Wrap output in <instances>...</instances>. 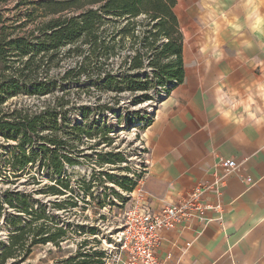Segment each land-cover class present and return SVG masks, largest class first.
<instances>
[{"label": "crops", "instance_id": "0c3cea01", "mask_svg": "<svg viewBox=\"0 0 264 264\" xmlns=\"http://www.w3.org/2000/svg\"><path fill=\"white\" fill-rule=\"evenodd\" d=\"M174 12L184 78L144 130L149 167L134 195L156 209L211 183L220 161L234 160L221 195H205L222 212L209 213L207 225L163 231L158 257L264 264V0H176Z\"/></svg>", "mask_w": 264, "mask_h": 264}, {"label": "trees", "instance_id": "16d2710c", "mask_svg": "<svg viewBox=\"0 0 264 264\" xmlns=\"http://www.w3.org/2000/svg\"><path fill=\"white\" fill-rule=\"evenodd\" d=\"M7 1L0 0V6ZM21 5L32 8H26L22 13L24 21L5 18L0 9V133L14 142L6 160H2L0 154V178L6 175L18 178L28 169L36 168L39 155L44 156L42 165L47 167L48 178H60L65 175V164L79 163L78 158L70 157L67 152L60 156L56 153L57 149L64 150L68 141L53 133L57 115L55 109L50 108L51 104L32 111L9 102L24 93L34 96L49 94L52 83L41 78L48 76V65L57 58L62 47L80 42L70 53L82 56L87 50V55L62 78L105 71L103 89L114 95L140 93L135 101L151 100L152 96L147 93L151 87L163 88L167 94L183 81L182 36L174 12L176 0H24ZM37 18L49 19L27 31V25ZM121 22L124 25L118 26ZM121 49H128L132 54H129L130 71H141L147 59L148 65L154 69L153 78L128 74L121 77L106 70L108 68L104 70L103 66H107ZM62 101L63 97L53 106L62 109L65 104ZM81 117L85 119L86 114L82 112ZM70 128L75 135L76 148L87 132L82 123ZM45 130L49 134L42 135ZM40 142L38 151L32 150L31 146ZM105 163L113 165L114 161L106 160ZM103 175L107 180H114L108 174ZM119 183L122 185V181ZM60 184L63 187L60 191L53 184L44 186L41 193L64 196L69 185L63 181ZM86 189L84 192L91 198L89 186ZM127 189L131 192L133 188ZM4 194L3 198L0 197V217L11 230L7 240L0 244V264H21L38 246L51 244L59 248L62 242L70 239V231L81 234L86 230L96 235L93 226L76 225L70 229L68 223H57L46 209L48 203L59 207L57 203L33 206L20 191H5ZM79 198V194L72 193L64 205L76 209ZM6 209L13 214L5 212ZM84 243L62 263L103 264L104 251L81 250ZM92 258L95 259L90 260Z\"/></svg>", "mask_w": 264, "mask_h": 264}, {"label": "rangeland", "instance_id": "374dc122", "mask_svg": "<svg viewBox=\"0 0 264 264\" xmlns=\"http://www.w3.org/2000/svg\"><path fill=\"white\" fill-rule=\"evenodd\" d=\"M22 1L24 0H8L0 6L2 15L14 22L24 21L22 13L26 8L30 10L32 8L21 5ZM47 19L49 18H37L27 25L26 30H33ZM123 25L124 22L118 24ZM79 45L80 42L62 47L57 58L48 65V76L41 79L52 83L49 94L34 96L24 93L9 101L32 111L40 110L45 104H51L50 108L55 109L57 115L53 133L57 138L68 141L65 149H57L56 153L60 156L67 152L70 157L78 158L79 163L73 166L65 164V175L60 178H48L47 167L42 165L44 156L39 155L36 168L28 169L18 178L9 175L0 178V197L5 196V191L16 190L25 195V199L33 206H37L38 203H57L59 207H52L48 203L46 208L57 223L60 225L68 223L70 229H74L76 225L93 226L97 230L96 235H91L86 230L81 234L70 231L72 232L70 239L62 242L59 248L51 244L35 247L29 258L21 264H63L64 260L75 254L83 242L85 245L81 250L91 252L105 249L103 264H114L115 250L107 248V244L111 240L110 236L117 230L123 211L129 205L130 192L127 188L132 187V191L136 193L138 182L144 174L142 167L146 151L143 133L159 104L163 88L151 87L147 92L152 96L151 100L135 101L140 93L122 92L114 95L105 91L102 87L105 71L62 78L66 71L73 69L80 59L87 55V50L83 51L82 56L70 53ZM81 48L86 49V46L81 45ZM129 54L131 53L128 49H121L107 66H103L104 70L108 68L106 70L121 77L128 74L153 78L154 69L148 65L147 59L144 60L145 66L141 71H130ZM62 97L64 107L60 109L53 106L54 102ZM82 112L86 114L85 119L81 117ZM81 123L87 135L82 136L75 148V135L70 127ZM41 134H49V131H42ZM40 144L41 142L32 145V150L38 151ZM13 145V141L7 140L0 133L2 160L7 159ZM106 160H113L114 164H106ZM103 174L112 176L114 180H107ZM61 181L69 185L64 196H45L41 193L44 186L53 184L56 190H62ZM121 181L122 185H119ZM86 186L90 188L91 198L84 192ZM72 193L80 195L76 209L64 205ZM5 212L13 214L10 209H6ZM10 230L11 228H8L0 217V244L7 240Z\"/></svg>", "mask_w": 264, "mask_h": 264}, {"label": "built area", "instance_id": "2783aa9c", "mask_svg": "<svg viewBox=\"0 0 264 264\" xmlns=\"http://www.w3.org/2000/svg\"><path fill=\"white\" fill-rule=\"evenodd\" d=\"M165 96L166 92L163 91L161 98ZM146 156L145 153L143 173L149 167ZM219 166L222 172L216 175L211 183L197 184L175 202L162 204L156 209L134 196V191L130 192L129 205L123 211L117 230L110 236L111 240L107 244V248L111 247L115 250L113 263L178 264V260L170 263L172 261L170 254L164 258L158 257L161 233L186 228L191 220H198L203 225H207L213 220L209 213L222 212V203L218 200L209 201L205 195L208 192L218 197L221 195L224 180L236 167V163L234 160H222ZM245 182L250 183V178H245ZM189 246L190 243L185 244V247ZM102 250L105 254V249Z\"/></svg>", "mask_w": 264, "mask_h": 264}]
</instances>
